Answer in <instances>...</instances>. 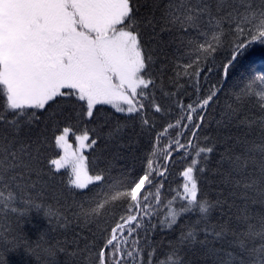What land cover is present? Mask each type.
Listing matches in <instances>:
<instances>
[{"label":"snow or ice","instance_id":"snow-or-ice-1","mask_svg":"<svg viewBox=\"0 0 264 264\" xmlns=\"http://www.w3.org/2000/svg\"><path fill=\"white\" fill-rule=\"evenodd\" d=\"M0 264H264V0H0Z\"/></svg>","mask_w":264,"mask_h":264},{"label":"trees","instance_id":"trees-1","mask_svg":"<svg viewBox=\"0 0 264 264\" xmlns=\"http://www.w3.org/2000/svg\"><path fill=\"white\" fill-rule=\"evenodd\" d=\"M174 179L177 180V181H179L180 178H179L178 176H175V175H174ZM34 222H36V223H40V221H39L38 218H34Z\"/></svg>","mask_w":264,"mask_h":264}]
</instances>
